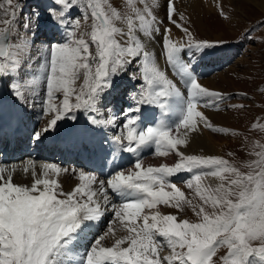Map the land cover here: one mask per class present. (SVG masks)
<instances>
[{
    "label": "snow or ice",
    "instance_id": "6c2138e0",
    "mask_svg": "<svg viewBox=\"0 0 264 264\" xmlns=\"http://www.w3.org/2000/svg\"><path fill=\"white\" fill-rule=\"evenodd\" d=\"M24 7V0L0 2V89L25 107L29 94L40 97L48 119L31 138L43 143L70 120L76 123L69 133L87 151L90 132L115 126L121 118L123 123L121 134L111 140L107 179L28 159L22 171L31 173L29 185L14 182L15 165L0 164V264H216L221 248L227 252L220 264H264V145H253L256 159L244 165L247 172L221 156L181 150L201 126L231 131L214 126L199 110L218 107L227 97L205 87L195 74L197 59L224 41L196 39L175 0H126L124 10L111 0H51L47 23L61 40L36 47L45 21L38 11L24 17ZM162 7L164 19L186 37L183 43L172 38V28L158 17ZM217 7L227 19L222 5ZM155 34L162 36L163 55L180 86L148 47ZM124 75L138 87L128 109L117 113L107 97ZM156 109L160 118L142 126ZM80 116H85L83 125ZM142 151L160 157L174 153L178 160L145 166ZM123 154L135 157H128L130 167L118 163ZM70 171L78 183L65 191L60 177ZM181 173L189 174L184 182L193 190L191 198L172 182ZM209 178L217 183H207ZM161 206L178 213L189 207L198 220L165 214ZM109 213L106 231L94 234ZM88 236L92 239L82 243ZM165 247L169 252L161 255Z\"/></svg>",
    "mask_w": 264,
    "mask_h": 264
},
{
    "label": "rangeland",
    "instance_id": "374dc122",
    "mask_svg": "<svg viewBox=\"0 0 264 264\" xmlns=\"http://www.w3.org/2000/svg\"><path fill=\"white\" fill-rule=\"evenodd\" d=\"M42 1L45 2V0ZM42 1L24 0L25 7L23 11V16L28 17L33 12L38 11L41 13L43 20H45L43 16L44 3H42ZM0 2H2V0H0ZM111 2L113 3L114 6L120 8L121 10H124L123 5L125 4L126 0L125 1L111 0ZM224 2L222 3L219 2L220 3L219 5H222L224 12L228 16L227 19H225L220 14L219 10L216 9L217 10L216 13L211 12L210 14L205 13V15L204 14L201 15L202 18L204 17L203 18L205 23L204 29L200 27L198 28L197 25L195 26L190 22H188L186 26L189 27L190 31H192L196 39L209 40V41H226V45L229 46L228 50L231 51L229 62H227L225 66L218 68V70H216L217 72L214 74L215 76L212 77L209 76V78L215 77V81L218 82V84L221 83L219 77L221 73H227V75L229 74V76L233 78V84L223 83L224 87H226L227 90H219V89L217 90L214 88L212 89L225 94L227 97L226 99L218 102L219 107L213 108V112L227 111L231 115V119L229 120L228 124L217 123L216 121H214L215 123H213V125L229 128L231 129V132L233 134L218 133L213 131L214 135L217 136L220 135V137L222 138L221 143L224 144L222 147L223 150L220 153L210 154V155L221 156L229 160L231 163L235 164L236 162H241V157H245L246 160L248 161L253 156L251 154V150H253L254 144L258 143L264 145V129L262 130V129L254 128L253 130H250V126L253 123L258 121H263L264 119V24L260 23V21L264 20V16H263L264 13L261 11V8L259 6L252 4L250 0H237V1L235 0L234 2H232L231 0H227L226 3ZM81 21L83 24L82 17H81ZM90 23L91 20L89 19L88 24ZM53 36H54V40H52V42H57L56 41L57 33L54 32ZM59 37L60 36H58L57 39L61 40V38ZM39 38L40 37H38L36 41L37 47H39ZM32 51H33V55H35L36 49L34 48ZM208 51L211 50L209 49ZM38 64L39 61H36L33 66L35 67ZM230 68L233 70H231ZM166 70L168 69L166 68ZM134 71H136V69ZM197 74H198V79L202 83L203 77H200V74L198 72ZM124 76L117 79L116 81L123 79ZM119 87L120 85H117L116 88L114 89V91L117 94L120 90ZM8 96L11 95L9 94V91L7 89H0V111L3 106L2 103L4 102V100H6ZM31 102L35 103L37 107L36 109L39 108L40 109L36 110L32 108L34 111L29 110L30 105H32ZM111 103L112 102H108V106L110 109L112 108ZM28 104L29 105L25 107L27 109V112L25 113V115H23V120L28 127V131L26 133L27 141L24 142L23 144L26 145L31 144L32 148L25 155L26 161L30 159L35 153H37V150H42L41 143L38 144L34 139H32L31 133L34 130L42 128L45 125V122L47 121V119L44 118L45 116L41 112L40 97L33 98L29 94ZM233 105H236L237 107H233ZM239 105H243L244 107L242 108L238 107ZM36 112H39L38 113L39 119L35 117ZM100 118H104V117H100ZM6 138L7 136L0 134L1 142L2 141L4 142V139ZM8 140H10V138ZM12 141L15 144V140ZM44 144L48 145L47 141H44ZM57 149H61V147L60 148L58 147ZM51 150L53 149L47 148L46 152L50 153ZM257 150L259 149L257 148ZM63 151L65 153V151L67 150L63 149ZM69 151H71V149H69ZM16 158L17 159L15 161L17 162V164H15V166L19 170L16 173V175L18 176V174L22 172L21 170L23 168V165L26 163V161H21L20 159H18V157ZM62 160H68V158L66 159L62 158ZM62 160L60 162V160L57 159V164L63 165ZM36 162L38 165L41 163H45L43 161H38V160H36ZM47 162L53 163L52 158H49ZM5 166L10 167L7 165ZM242 171L247 172L249 171V169L243 166ZM16 175H14L15 183L19 181ZM188 178L189 175H187L184 180L173 181V182L176 183L177 186L180 187L186 193V195L191 198L193 196V190L189 189L186 186V183L184 182ZM210 179L211 178H209L208 180L210 181ZM207 183H211L212 185H215L211 181L210 182L207 181ZM194 202L199 203L198 200ZM166 209L168 210L167 214L168 213L176 214L181 219L187 218L190 221L198 220V217L194 215L191 208L189 207H186L184 212L182 213H178L175 209H171V208H166ZM109 214H107L105 217L109 216ZM104 231H106V229ZM111 243H109V246ZM260 243L261 241L253 242V244L256 246H258ZM226 252H227L226 248H221L218 251L217 257L214 258L216 260V264H220L219 257L225 255Z\"/></svg>",
    "mask_w": 264,
    "mask_h": 264
},
{
    "label": "bare ground",
    "instance_id": "6f19581e",
    "mask_svg": "<svg viewBox=\"0 0 264 264\" xmlns=\"http://www.w3.org/2000/svg\"><path fill=\"white\" fill-rule=\"evenodd\" d=\"M40 1H42V0H40ZM231 1L234 2L235 0H231ZM250 1L252 4L259 6L261 8V11L264 13V0H250ZM219 2L220 3H222V2L226 3L227 0H175V6H176L178 12H183L185 14V16L189 18V22L191 24H194L195 26L197 25L198 28L200 27V28L204 29V27H205L204 26L205 23L203 20L204 17L202 18L201 15H203V14L205 15V13L210 14L211 12L216 13L217 12L216 9H218L217 4H220ZM42 3H44V2L42 1ZM161 3L163 4L164 0H161ZM46 15H47V13H46ZM157 15L161 19L165 18L166 12H165L163 7L160 9H157ZM175 18L178 19V17H175ZM164 23L172 28V33H171L172 38L176 41H179L180 43H183L184 42L183 39L185 38V36L181 32V30L172 26V25H169L168 21L166 19H164ZM49 25L50 24L46 23L45 28ZM59 36H60L59 38H61L60 33H59ZM148 47L150 50L155 51L157 62L159 64V66L162 69L167 68L169 77L171 79H173L174 82H176L178 86H180L181 81L178 79V77L176 75L173 74L171 69L168 67L167 62L162 61V58H161L162 36L160 34H155V40L148 42ZM208 52H211V51H208ZM184 59H185V57H184ZM164 65L166 68L164 67ZM199 65H200V62L198 63L196 61L195 74L198 77V74H197V72H198L200 74V77H203V75H202L203 71L200 70ZM231 70H233V69H231ZM228 71H229V69H228ZM219 77L221 80V83H219V84H218V82L215 81V77H213V78L208 77V79H206L205 81L202 80V84L205 87H208L209 89L214 88L217 90L218 89L219 90H227L226 87H224L225 83H230V84L232 83L233 84V78L231 76H229V74L227 75V73H221L219 75ZM220 84H223V85H220ZM236 89H238V88H236ZM232 90H234V89H232ZM9 97H10V99H9ZM2 104H3V106H2V109L0 111V134H6L7 139L10 138L9 143L11 144V146L14 149V143L12 140H15V145H17V139L18 138L23 139V137H26L28 127L25 126V124L22 120V115L25 113V108L23 105H21L19 102H17L12 95L8 96ZM31 104L32 105H30L29 110L34 111L33 109H36L37 107H36L34 102H31ZM39 109H36V110H39ZM202 109L204 110L205 115L209 118V120L212 122V124L215 123L214 121H216L217 123L228 124L229 120L231 119V115L227 111L213 112L212 108L201 106L199 110L201 111ZM38 113L39 112H36V116H35V117H37V119H39ZM44 118L48 119L47 117H44ZM46 122H45V124H46ZM75 123L76 122L69 120V121H67L61 125V131L59 134H57L55 132L50 133L49 134L50 137L47 140H45V141H47L48 146H51V147L60 146L63 148L64 146L71 145L72 143H77V145L79 146L81 143L80 138L74 134H70L68 131L70 126L75 124ZM79 123H80V125H83L84 122H79ZM147 123H148L147 126L153 125V122H151V121H147ZM102 130H103V132L101 134H99L95 131L92 133V135H90V133H89L88 140L90 141V143L91 142H97L98 140H105V141L110 143V140L112 138H110V135L105 132V128ZM52 137L55 139L60 138L59 141L57 143H55V145L49 144L52 141ZM221 142H222V138L220 137V135L219 136L214 135L211 129H208V128L204 129L201 126L200 131L192 133V137H191V141H190L189 146L186 149L181 148V150L185 151L186 154H202V155L216 154V153H220L222 151V147H223L224 143L222 144ZM28 148H29V146H28ZM105 149H106V146L99 144V145H97L96 150L95 149L92 150L93 157L87 156L86 152H84V157H87V158L93 159V160H98L101 156V152L103 150L105 151ZM0 154H1V151H0ZM51 156L53 158L55 157L54 154ZM2 158H4V157L0 155V159H2ZM160 158H161V161L163 160V158L166 159V157H163V158L160 157ZM168 158L171 161L174 160V157L172 154H170L168 156ZM161 161H159L158 163L161 164L162 163ZM0 164H3V163H0ZM37 172L38 173L41 172V169L39 168V166L37 167ZM19 174H21V175H19ZM19 174H18V176L15 174L17 179L19 180L17 183L29 184V185L31 184L33 178L31 176L30 172L28 174H25L22 171ZM60 181L64 187V190L69 191V190H71L72 187L75 186L76 183H78V177L74 176L72 174V172L70 171L67 174H62L60 177ZM210 181H213V183H217V180L212 179V178L210 179ZM161 211L166 214L168 210L164 206H161ZM109 216H111V214H109ZM100 225H101V222L95 228H99ZM123 234L124 233H122V232H118V235H123ZM111 242H112L111 240H107L105 243L107 245H109V243H111ZM168 252H169V249L167 247H165L162 251V255L168 254Z\"/></svg>",
    "mask_w": 264,
    "mask_h": 264
}]
</instances>
